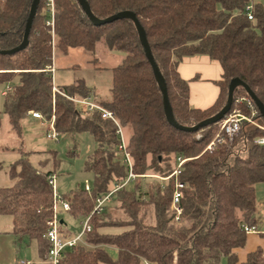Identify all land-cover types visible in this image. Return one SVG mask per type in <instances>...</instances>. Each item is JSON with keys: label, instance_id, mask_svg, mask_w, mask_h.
Masks as SVG:
<instances>
[{"label": "trees", "instance_id": "trees-1", "mask_svg": "<svg viewBox=\"0 0 264 264\" xmlns=\"http://www.w3.org/2000/svg\"><path fill=\"white\" fill-rule=\"evenodd\" d=\"M86 1L101 20L123 12L136 15L165 79L178 124L190 128L219 113L235 79L243 81L264 104L263 4L253 0ZM32 4L33 0H0V51L22 44ZM43 5L41 0L29 45L12 56L0 54V88L13 83L5 96L4 113L20 140V158L9 167L14 184L0 188V216L13 218V234L37 242L40 258L46 260L50 250L46 222L54 206L48 178L53 173L33 166L23 133V121L31 112H39L47 120L54 117L59 135L89 133L98 144L86 164V172L93 177L91 191L79 187L63 195L70 203L67 214L71 218H90L92 231L85 240L93 249L80 244L65 254L62 264H239L237 250L247 244L244 227L256 228L259 222L256 186L264 183V146L256 140L264 138V129L245 122L232 144L207 151L220 124L192 133L168 122L163 93L133 20L98 26L77 0H55V48L59 55L83 50L93 56L96 66L99 45L124 55L121 64L112 69L110 99L101 105L129 130L127 150L133 173L139 177L135 191L122 189L115 194L117 207L93 214L98 197L116 180L121 183L128 178L130 171L118 161V126L99 112L83 114L73 101L92 97L85 80L75 78L72 84L60 87L61 93L54 91V80L47 71L54 63L53 37L42 15ZM250 5L253 21L246 11ZM198 55L219 62L223 69L218 82L220 96L206 110L191 108L189 84L178 72L184 58ZM244 98L256 107L264 124L243 87L235 91L230 113L238 109L250 114ZM179 158L185 162L178 177L162 184L159 178H169L177 170ZM4 167L0 161V172ZM146 176H157L158 181L143 188ZM177 180L186 185L178 223L171 210ZM107 228L123 232L103 233ZM108 246L117 250V260L110 257ZM263 254L259 248L242 264H264Z\"/></svg>", "mask_w": 264, "mask_h": 264}, {"label": "rangeland", "instance_id": "rangeland-1", "mask_svg": "<svg viewBox=\"0 0 264 264\" xmlns=\"http://www.w3.org/2000/svg\"><path fill=\"white\" fill-rule=\"evenodd\" d=\"M257 4H263L264 0H254ZM48 0H44V5L42 8V15L46 16ZM46 20V18H45ZM55 39V46H56ZM53 46L54 59L57 63V84H63L64 82H69L71 78L68 76L74 71L65 72V67H74L75 71H80V74H85L87 72L98 70L97 78L95 81L88 76L89 81L92 86L96 84L98 87V92H100V98L103 100H108L110 96V89L112 88V69L121 64L124 55L121 53L115 54L109 52L104 48L103 45H99L95 58L98 59L99 65H95L93 61V56L86 53L83 50H73L69 56H62L58 54L57 49ZM101 75V76H100ZM6 86H13L12 84L4 85L0 88V111L2 118V127L0 129V161L4 163L5 167L0 172V188H9L13 186L14 182L9 176V167L14 164L20 158L17 150L20 148V140H18L16 134L13 132L11 125L9 123L8 117L4 113V102L5 97L2 95L3 89ZM104 102V101H103ZM102 102H100L101 105ZM102 106V105H101ZM78 111L84 112L83 106L76 105ZM107 110V109H106ZM238 110V109H236ZM241 111V110H239ZM234 112V111H233ZM242 113V112H241ZM84 114V113H83ZM243 114V113H242ZM92 115V114H89ZM40 123L32 126L25 127L24 143L25 149L27 151H34L35 153L30 157V160L35 166V168L41 169L43 172H52L56 178V190L60 195H68L73 190L77 188H84L85 182L89 181L93 184V177L91 174L86 172V164L90 157L98 148L93 136L89 133L84 134H69V135H59L57 140H50L47 138L48 125L42 121ZM262 125H264L261 122ZM125 138L128 142V137L130 136L129 130L124 129ZM220 130V125H219ZM200 138V136H197ZM7 148L9 152H3V149ZM118 161L122 162V156H118ZM44 162V163H43ZM47 162V163H46ZM43 163L44 167L41 166ZM46 163V164H45ZM42 167V168H41ZM158 179L155 176H146L143 178L142 187L145 188L148 183H156ZM162 184L165 181L159 180ZM264 187V186H262ZM126 189L135 191V182L131 183ZM264 189V188H263ZM118 206V203L113 200L107 204L108 209H114ZM67 220L66 231L72 235H77L82 229V222L84 219H74L71 218L67 213L63 215ZM13 230V219L11 217L0 218V233ZM102 232L118 234L123 232L121 229H103ZM14 239L12 236H7V234H0V264H18L20 260H28L34 264H41L39 255V249L37 242H29L27 239L24 241L22 247L17 246L15 248ZM87 249H92L87 245H84ZM25 248L28 249V254L24 253ZM109 255L114 260H117L118 253L114 250L109 251Z\"/></svg>", "mask_w": 264, "mask_h": 264}, {"label": "built area", "instance_id": "built-area-1", "mask_svg": "<svg viewBox=\"0 0 264 264\" xmlns=\"http://www.w3.org/2000/svg\"><path fill=\"white\" fill-rule=\"evenodd\" d=\"M47 13H46V20L45 24L47 27L50 28L51 35L53 37V46H55V17H56V9H55V0H48L47 4ZM247 15L249 20L253 21L254 18L252 16V6H248L246 8ZM47 71L51 73L53 80L55 79V73L56 69L55 66H49L47 68ZM12 91V87L7 86L6 90L4 91V96H6L9 92ZM55 92L61 93L60 90L57 88L54 89ZM76 105L83 106L84 114L89 115L93 114L94 112L101 113L102 117L104 119H110L112 120L117 126L118 131L117 135L120 139V145H119V155L122 156V162L123 165L127 166L129 168V176L121 183L116 180V182L112 185L110 190L97 199V204L94 209V213L101 214L105 211L107 204H109L115 194L122 190L129 187V185L139 177L133 173V161L131 158L130 153L127 150L128 142L125 138V132L123 128L119 125L118 121L114 117V115L106 110L103 106H101L98 103H95L91 100V98L88 99H73ZM242 101L247 103V108L250 111L249 115L242 114L241 111L235 110L234 112L230 113L221 123H220V130L215 135L213 140L209 143L207 146V151L212 152L214 149L218 146H226L232 144L235 139L238 137L239 133L241 132V129L243 127V124L245 122L249 123L250 125H253L254 127H258L261 129H264V126L260 123L258 119V111L256 107L247 99H242ZM30 116L33 119H38L43 122H45L48 125L47 129V138L50 140H57L59 137V133L55 130L54 126V117L52 120H47L41 113L39 112H31ZM256 143L264 146V138H259L256 140ZM185 160L179 158L178 159V166L177 170L173 172V174L169 178H159L162 181H167L172 177H178L180 173V169L183 165ZM155 178H158L155 176ZM49 184L52 186L53 189V198H54V206H53V213L52 216L47 220L46 226H47V232H46V239L50 242V250L48 253V256L46 260L44 261L45 264H62V261L65 258V254L70 251L71 249L77 247L80 244H84L89 246L93 249V246L89 245L85 237L87 233H90L92 231V227L89 224V219H85L81 226L82 229L80 233L77 235L69 234L65 229V224L63 221V215L68 213L70 211V203L65 200V198L58 194L56 190V178L55 175H50L48 178ZM186 188L185 183L176 181L175 185V191L172 197V204H171V210L174 213L175 216V222H180V218L182 215V209H181V200L183 197V190ZM84 189L88 192L91 191V184L89 181L85 182ZM247 234L255 233L256 228L255 227H244ZM264 257V254H263ZM18 264H34L30 261L26 260H20ZM144 264H151L149 262H145Z\"/></svg>", "mask_w": 264, "mask_h": 264}, {"label": "crops", "instance_id": "crops-1", "mask_svg": "<svg viewBox=\"0 0 264 264\" xmlns=\"http://www.w3.org/2000/svg\"><path fill=\"white\" fill-rule=\"evenodd\" d=\"M253 2L255 3L254 0ZM73 50H76V49H73ZM73 50H71L67 56H69ZM53 65L55 66V69H56L54 83L58 90L61 89L60 87L72 84L75 78H82L85 80L88 88L91 89L93 92V95L91 97L92 101L99 104L100 102L108 101L110 99V96H109L108 100L106 99V100L101 101L102 99L99 96L100 92L97 93L99 91L98 87H96V84L92 86L93 84L89 82L91 80H89L88 76H90L91 79L95 81V79L97 78V75L101 74V73H98V70L99 71L102 70L101 68H99L96 73L94 71H91L85 74L83 73L80 74L79 73L80 71L78 70L75 71L74 67L72 66L65 67L64 69L65 72L67 71H74V72L72 75H70V72H67L68 76L71 77L69 79V82L67 83L64 82L63 84L58 85L57 84L58 71H57V63L55 62V59H54ZM178 72L181 78L185 80L186 82H188L189 84L191 108L199 109V110H206L212 107L217 102L220 96V88L218 86V82L222 80V75H223V69L219 62L214 61L210 57L204 56V55L187 57V58H184L180 62L178 66ZM6 88L3 89V92H2L3 96H4L3 93L6 90ZM110 92H111V89H110ZM38 123L43 125L41 120L33 119L31 116H29L23 121V128H24L23 133H24L25 127L32 126V125L37 126ZM24 138H25V134H24ZM29 152L32 153V155L35 153L34 151H29ZM262 186H264V183L258 184L256 186V198H257L256 218L259 222H258V225L256 226V232L248 234L247 244L245 248L237 250L239 264L246 262L247 256L250 253L255 252L257 249L260 248L264 251V237H263L264 236V189H263L264 187ZM2 217H5V216H0V218ZM63 221H64L65 226L67 227V222H66L67 220L64 217H63ZM4 233L7 234V236L13 237L14 242H15L14 243L15 248L17 246L22 247L24 241L26 240L25 238L22 239V238L15 236L13 234V230L12 231L7 230L6 232L0 233V234H4ZM103 233H107V232H103ZM107 249H108V252L110 250H114L117 252V250L111 246H108ZM24 253L28 254L27 248H25ZM41 264H45V262L43 261Z\"/></svg>", "mask_w": 264, "mask_h": 264}, {"label": "water", "instance_id": "water-1", "mask_svg": "<svg viewBox=\"0 0 264 264\" xmlns=\"http://www.w3.org/2000/svg\"><path fill=\"white\" fill-rule=\"evenodd\" d=\"M77 1H78L79 5L81 6L82 10L85 12V14L89 17V19L95 25L101 26V25H105L108 23H112L116 20L126 19V18L134 21V23L136 24V27L138 29L141 42L145 48L146 56H147L151 66H152L154 76L158 82V85H159L162 93H163L164 110H165L166 118H167L168 122L171 125H173L175 128H177L181 131H187V132L194 133V132L200 131L203 128H206V127H209L212 125H216V124H220L230 114L232 107H233V103H234V94H235V91L239 87H243L246 90L249 97L256 104V106H257V108H258V110H259V112H260V114L264 120V104L259 100V98L255 95V93L243 81H241L240 79H235L231 82V84L229 86L227 104L219 113H217L213 117L206 119L205 121L197 124L196 126H193L190 128L184 127V126L178 124L174 118L173 111H172V108L170 105L169 95H168V90H167V85H166L165 79H164L163 75L161 74V72H160V70H159V68H158V66L154 60L150 45H149L148 40H147L145 30L142 27V25L140 24L136 15L132 12H123V13H119L115 16H112L110 18L101 20V19H98L92 13L91 8H90V6L86 0H77ZM40 2H41V0H33V4L31 7V11H30V16H29V19L27 21L24 40H23L22 44L19 47L12 49V50H9V51H0L1 55L12 56V55L24 50L29 45L30 32H31V29L33 26V21L37 15V11H38Z\"/></svg>", "mask_w": 264, "mask_h": 264}]
</instances>
